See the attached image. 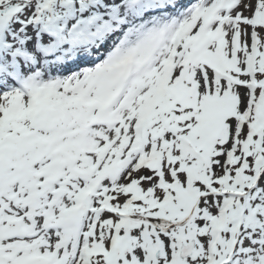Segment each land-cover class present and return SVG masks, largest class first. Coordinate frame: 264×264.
<instances>
[{
    "label": "snow or ice",
    "instance_id": "1",
    "mask_svg": "<svg viewBox=\"0 0 264 264\" xmlns=\"http://www.w3.org/2000/svg\"><path fill=\"white\" fill-rule=\"evenodd\" d=\"M0 264H264V0H0Z\"/></svg>",
    "mask_w": 264,
    "mask_h": 264
}]
</instances>
